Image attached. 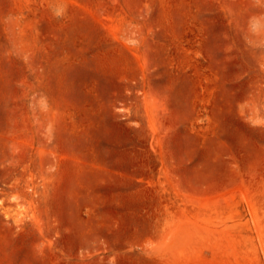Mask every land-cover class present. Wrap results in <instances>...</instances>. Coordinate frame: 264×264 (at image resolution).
I'll list each match as a JSON object with an SVG mask.
<instances>
[{
  "label": "rangeland",
  "instance_id": "rangeland-1",
  "mask_svg": "<svg viewBox=\"0 0 264 264\" xmlns=\"http://www.w3.org/2000/svg\"><path fill=\"white\" fill-rule=\"evenodd\" d=\"M0 264H264V0H0Z\"/></svg>",
  "mask_w": 264,
  "mask_h": 264
}]
</instances>
